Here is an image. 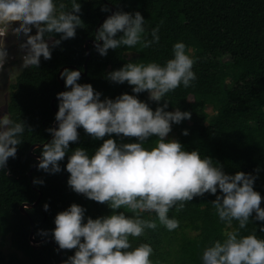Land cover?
Instances as JSON below:
<instances>
[{
    "label": "trees",
    "instance_id": "1",
    "mask_svg": "<svg viewBox=\"0 0 264 264\" xmlns=\"http://www.w3.org/2000/svg\"><path fill=\"white\" fill-rule=\"evenodd\" d=\"M79 2L83 25L76 29L75 37L61 41L52 50L51 59L41 57L38 67L23 68L11 85L7 113L14 121L22 120L29 131L22 135L15 158L10 157L5 169L0 170V264H58L59 252L55 247L58 244L52 236L54 218L73 203L86 209L85 222L89 216L95 219L112 213L107 203L96 202L73 191L67 184L70 173L65 167L72 150L82 147L94 154L103 140L109 138L107 135L93 139L79 128L78 140L69 143V153L60 162V172H45L36 165L32 170V184L29 176V170L38 162L30 155L31 147L52 139L47 129L53 127L58 111L57 93L61 92L58 72L64 66L84 72L85 43H97L96 28L108 17L111 7L114 12L139 11L147 20L149 39L151 29L159 25V43L150 48L137 44L109 49L104 56L98 53L95 44L89 43L86 73L81 75L78 83L91 84L101 93V99H114L123 93L140 99L147 90L133 93L132 86L126 81L116 83L107 78V73L129 62L122 58L124 53H138L136 63L155 61L163 64L172 57L174 43L183 42L186 50L195 48L193 71L196 79L189 87L181 85L165 97L169 107L192 97L188 105L191 118L186 119L191 125L185 121L175 124L176 140L185 150H198L202 156L210 157L226 174L243 171L254 175L253 187L261 194L260 206L264 208V0H156L152 6L148 5L149 0ZM105 6L107 11L102 10ZM171 14L185 17L182 30L177 28ZM53 39H59V34ZM65 90L69 89L65 87ZM164 102L162 98L161 103ZM207 107L215 112L211 118ZM185 129L187 135L183 134ZM112 135L117 143L137 142L135 137ZM156 139L155 134L147 138L145 147L155 146ZM42 148L33 149L32 154L40 156ZM34 179L42 180L43 184L34 183ZM39 192L42 196L38 203L26 208L33 224L34 239L45 240L35 247L29 239L30 221L19 207L25 203L33 204ZM217 194L205 193L185 202L183 208L170 209L169 217L179 221L176 229L169 231L157 220L155 229H146L142 236L130 237V241L133 246L141 242L151 244L153 264H201L203 249L216 239L222 240L226 231L238 226L236 221L229 227L219 220L211 204ZM151 218L155 219L154 214ZM261 225L264 221L250 217V223L241 234L256 231L257 236L264 238ZM38 230H47V234ZM7 240L12 252L5 254L2 248ZM74 252L75 249H61L60 264Z\"/></svg>",
    "mask_w": 264,
    "mask_h": 264
},
{
    "label": "clouds",
    "instance_id": "2",
    "mask_svg": "<svg viewBox=\"0 0 264 264\" xmlns=\"http://www.w3.org/2000/svg\"><path fill=\"white\" fill-rule=\"evenodd\" d=\"M80 12L79 0H0V25L7 32L9 23L19 21L11 31L26 37L20 45L25 50L21 67H38L41 57L51 59L52 50L61 41L75 37L76 29L83 25ZM146 24L139 11H115L98 28L94 47L102 56L122 46L150 48L159 43V25L151 29L149 39ZM55 34L59 39H53ZM6 56L7 46L0 41V68ZM194 63L186 45L178 41L172 46V57L163 64L129 61L107 73L113 82L126 81L133 93L147 90L151 100L164 98V104L155 110L128 93L101 99L91 84L78 83L80 70L65 68L60 73L69 90L57 93L58 125L47 129L52 139L43 145L37 168L60 172V162L69 153V143L78 140L81 127L93 139L107 135L94 154L82 147L72 150L65 167L73 191L112 209L110 215L89 216L86 222V209L76 203L57 213L52 236L59 249H75L63 264H153L151 244L133 246L130 237L155 229L157 220L169 231L176 229L179 221L169 217L170 209L183 208L185 202L205 193L217 194L218 189L211 204L219 220L229 227L236 221L238 226L203 249L201 264H264V238L256 231L241 234L250 217L264 221L262 197L253 187L256 177L243 171L226 174L210 157L198 150L187 151L178 140L167 138L172 125L190 119L191 113L179 108L166 111V94L181 85L190 86L196 79ZM26 130L22 120L14 121L8 113L0 116V170L10 157L15 158ZM112 134L135 137L137 142L117 143ZM153 134L157 136L155 146L145 147ZM183 134H188L186 129ZM33 182L43 184L42 180ZM44 209L47 211V204ZM38 231L47 234V230ZM260 231L264 232V225Z\"/></svg>",
    "mask_w": 264,
    "mask_h": 264
},
{
    "label": "rangeland",
    "instance_id": "3",
    "mask_svg": "<svg viewBox=\"0 0 264 264\" xmlns=\"http://www.w3.org/2000/svg\"><path fill=\"white\" fill-rule=\"evenodd\" d=\"M156 0H149L150 6H152L155 3ZM171 18L173 19L175 25L179 30H182L184 25H185V17L181 14H171ZM19 21H12L9 23L7 27V32L6 29L0 25V41H3L4 44L7 46V56L5 58L4 65L2 69H0V116L7 114V103L10 97L11 93V85L14 82V79L16 76L22 71V57L24 55L25 50L20 47L22 43H24L26 37L23 35H17L14 32L11 31L13 24L18 23ZM6 32V33H5ZM36 29L33 28L31 34H35ZM3 33V34H2ZM195 48L194 49H189V53L191 56L195 53ZM138 57V53L136 52H126L122 55V58L125 61H132L136 62ZM195 65V63H194ZM196 70V68H194ZM220 71V70H219ZM222 72V71H220ZM142 101H145L148 103V105L155 110L156 107L163 105L161 101L157 102L154 100L149 99V93L148 91H145L141 98ZM192 101V97H188L186 100L183 102L177 103L174 106H168L166 111H173L176 108H179L181 111H188L189 108V103ZM163 102V101H162ZM169 105V102H168ZM207 112L210 116V118L214 115V111L212 110L211 107H207ZM188 122V125H191L190 121H186V119L182 120L181 122ZM175 123L172 125V130L168 134L167 138L170 139H175L177 138V133L174 128ZM114 135H112V138ZM116 137V136H115ZM115 139V138H113ZM127 214H131L128 212ZM3 252L5 254L12 252V249L10 248V243L7 240L5 246L2 248ZM161 256L159 255V258Z\"/></svg>",
    "mask_w": 264,
    "mask_h": 264
},
{
    "label": "water",
    "instance_id": "4",
    "mask_svg": "<svg viewBox=\"0 0 264 264\" xmlns=\"http://www.w3.org/2000/svg\"><path fill=\"white\" fill-rule=\"evenodd\" d=\"M113 12H114V7H111V11H110V13H109L107 16L111 15ZM97 29H98V26H97V28H96V32H97ZM89 43H91V44H95L96 42H93V41H87V42L85 43V48H86V51H87V56H86V60H85V63H84V72H81V71H80L82 76L85 75V73H86L87 60H88V58H89V49H88V44H89ZM99 43H101V41H100ZM65 68H74V67H72V66H64V67H62V68L60 69V71L58 72L57 79H58V81H59V83H60V85H61V91H65V86H64V83H63V81H62V79H61L60 73H61ZM77 70H78V69H77ZM53 103H54V100L51 101V105H52V107H53ZM57 124H58V122L55 121V122L53 123V127H56ZM51 138H52V136H51ZM44 144H45V143H44ZM44 144H41V145H40V144H35V145H33V146L31 147V149H30V155H31L34 159L38 160L39 155L32 154L33 149H35V148H37V147H39V146H43ZM37 163H38V162H37ZM37 163L34 164V165L31 167V169L29 170V176H30V182H31V184H32V179H31V176H32V170H33V168L37 165ZM32 186H33V185H32ZM41 196H42V194H41V192H39V197H38V199H37L33 204H27V203H25V204H22V205L19 207L20 212H21L23 215H25V216L29 219V221H30L31 233H30L29 239H30V243H31V245H33V246H35V247L38 246V245H40L41 243H43L45 240H35V239H34V236H33V230H32V228H33V224H32V221H31V219H30V217H29V215H28V213H27V211H26V208H32V207H34V206L38 203V201L40 200ZM48 241H49V240H48ZM49 242H50L52 245H54L53 241H49ZM54 246H55V245H54ZM55 247L57 248V250H58V252H59L58 264H60V263H61V260H62L61 249H59L58 246H55Z\"/></svg>",
    "mask_w": 264,
    "mask_h": 264
},
{
    "label": "built area",
    "instance_id": "5",
    "mask_svg": "<svg viewBox=\"0 0 264 264\" xmlns=\"http://www.w3.org/2000/svg\"><path fill=\"white\" fill-rule=\"evenodd\" d=\"M3 34V33H2ZM4 65V64H3ZM0 69H2V68H0Z\"/></svg>",
    "mask_w": 264,
    "mask_h": 264
}]
</instances>
